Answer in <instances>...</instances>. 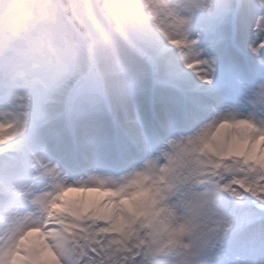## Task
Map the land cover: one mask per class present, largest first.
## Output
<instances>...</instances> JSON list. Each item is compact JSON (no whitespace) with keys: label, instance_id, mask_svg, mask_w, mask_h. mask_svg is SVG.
<instances>
[{"label":"rangeland","instance_id":"rangeland-1","mask_svg":"<svg viewBox=\"0 0 264 264\" xmlns=\"http://www.w3.org/2000/svg\"><path fill=\"white\" fill-rule=\"evenodd\" d=\"M173 2L112 0L111 8L118 25L146 41L156 60L165 50L151 36L157 30L172 35L180 27L170 19ZM99 5V0H75L74 13L95 43L107 48L104 57L113 69L104 83L118 88L114 99L93 115L38 126L20 150L9 151L4 112L18 106V83L42 74L58 85L51 66L31 70L33 61L71 67L87 57L82 35L68 46L74 27L58 23L59 3L46 1L28 34L17 38L5 22L8 7L0 4V33L10 35V45L0 51V154L5 153L0 157V264H123L149 240L162 249L190 244L207 205L193 193L181 212L178 201L210 179L231 176L226 189L264 196V98L245 92L238 78L230 77L218 95L177 97L158 113L144 114L143 96L133 86L142 58L110 35ZM8 6L18 10L22 3L9 0ZM30 36L36 45H30ZM33 89L50 102L42 84ZM100 92L94 76L77 87L76 96L83 100ZM73 138L78 145L71 151Z\"/></svg>","mask_w":264,"mask_h":264},{"label":"snow or ice","instance_id":"snow-or-ice-1","mask_svg":"<svg viewBox=\"0 0 264 264\" xmlns=\"http://www.w3.org/2000/svg\"><path fill=\"white\" fill-rule=\"evenodd\" d=\"M169 14L178 30L151 36L165 54L135 65L144 108L158 113L177 97L218 95L230 77L264 98V0H174ZM230 180L210 179L179 198L181 212L193 193L207 205L190 244L162 249L149 240L123 264H264V196L226 189Z\"/></svg>","mask_w":264,"mask_h":264},{"label":"trees","instance_id":"trees-1","mask_svg":"<svg viewBox=\"0 0 264 264\" xmlns=\"http://www.w3.org/2000/svg\"><path fill=\"white\" fill-rule=\"evenodd\" d=\"M9 0H0V4L8 7L5 22L8 30H12L15 38L28 34V30L32 24L38 19V8L42 7L48 0H19L22 7L18 10L9 8ZM60 5V14L58 15V23L68 21L74 28L73 34L67 36L68 46L74 45L79 36L86 37L91 35L88 27L74 13L75 0H53ZM99 11L103 21L108 24L109 32L115 34L120 40L126 39L131 41L134 46L130 49L132 55L141 57L145 60H153L148 52V43L139 39L130 37L117 23L113 16L111 8L112 0H99ZM66 40V41H67ZM31 46L36 45L38 40L30 37ZM5 45H10V35L8 32L0 33V51ZM84 47V45H83ZM107 48L98 46L95 43L94 48L88 51L84 47V57L87 62L77 59L71 67L58 66L55 62H48L36 59L32 63V68H53L58 75V85L55 86L44 75H36L31 78L33 85L42 84L47 94L52 96L49 103L48 98L39 99L33 87L20 89L18 93V106L10 111L5 110L6 122L10 126L5 130V137L8 140L9 151L19 150L23 142L31 131L47 122H53L56 118L62 123L70 116H84L86 114H94L98 110H102L103 106L110 103L117 94L118 88L104 83V77L112 71V63L104 55ZM91 76H95L101 84V94L86 97L80 100L75 92L76 88L84 83ZM142 96V94H140ZM62 103L61 108H57L54 104ZM105 102V104H104ZM54 106H53V105ZM55 111L50 117L44 115L45 111ZM0 156L4 158L5 153Z\"/></svg>","mask_w":264,"mask_h":264},{"label":"clouds","instance_id":"clouds-1","mask_svg":"<svg viewBox=\"0 0 264 264\" xmlns=\"http://www.w3.org/2000/svg\"><path fill=\"white\" fill-rule=\"evenodd\" d=\"M82 42H83V45L85 47L86 50L88 51H91L94 46H95V39L94 37H92L91 35H88L86 37H83L82 38ZM123 46L129 48V49H132L134 46L131 44V41L129 40H125L123 42ZM20 89H25V88H30V87H33V83L31 81H28V80H21L18 85H17Z\"/></svg>","mask_w":264,"mask_h":264},{"label":"bare ground","instance_id":"bare-ground-1","mask_svg":"<svg viewBox=\"0 0 264 264\" xmlns=\"http://www.w3.org/2000/svg\"><path fill=\"white\" fill-rule=\"evenodd\" d=\"M141 111H144V114H146V113L150 114V110L144 108L143 106L141 107ZM114 122H116L117 125H119V126H125V122L122 123V122H120L119 120H116V119H114ZM127 137H129V136H127ZM116 138H117V134L114 133L113 137H112V140H116ZM77 145H78L77 144V140H75L74 138L71 139V146H70L71 151H74L76 149Z\"/></svg>","mask_w":264,"mask_h":264}]
</instances>
